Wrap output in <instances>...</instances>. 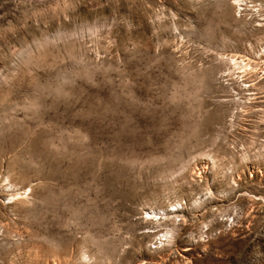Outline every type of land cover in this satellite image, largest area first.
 <instances>
[{
    "label": "rangeland",
    "instance_id": "374dc122",
    "mask_svg": "<svg viewBox=\"0 0 264 264\" xmlns=\"http://www.w3.org/2000/svg\"><path fill=\"white\" fill-rule=\"evenodd\" d=\"M0 264H264V0H0Z\"/></svg>",
    "mask_w": 264,
    "mask_h": 264
}]
</instances>
